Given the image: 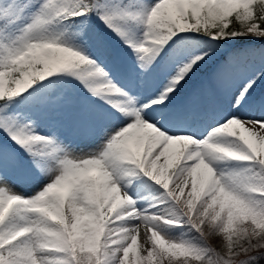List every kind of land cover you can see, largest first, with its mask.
Wrapping results in <instances>:
<instances>
[{
    "label": "snow or ice",
    "instance_id": "snow-or-ice-1",
    "mask_svg": "<svg viewBox=\"0 0 264 264\" xmlns=\"http://www.w3.org/2000/svg\"><path fill=\"white\" fill-rule=\"evenodd\" d=\"M0 264H264V0H0Z\"/></svg>",
    "mask_w": 264,
    "mask_h": 264
},
{
    "label": "rangeland",
    "instance_id": "rangeland-1",
    "mask_svg": "<svg viewBox=\"0 0 264 264\" xmlns=\"http://www.w3.org/2000/svg\"><path fill=\"white\" fill-rule=\"evenodd\" d=\"M257 67H259V63H257ZM213 243L215 244L216 242H215V241H213Z\"/></svg>",
    "mask_w": 264,
    "mask_h": 264
}]
</instances>
